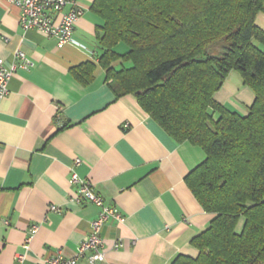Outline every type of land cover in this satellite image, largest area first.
Here are the masks:
<instances>
[{
  "label": "crops",
  "instance_id": "1",
  "mask_svg": "<svg viewBox=\"0 0 264 264\" xmlns=\"http://www.w3.org/2000/svg\"><path fill=\"white\" fill-rule=\"evenodd\" d=\"M76 2L82 9L72 33L78 45L61 47L35 29L24 32L18 9L0 4V59L12 64L15 51H21L34 63L12 74L9 92L0 99V264H34L57 252L73 257L99 209L72 201L71 171L125 218L124 223L109 219L102 227L105 258L99 264L195 259L199 252L191 240L214 214L201 208L185 177L205 154L170 137L133 95L116 97L99 61L103 20L90 8L94 0ZM255 22L264 30V11ZM116 51L126 47L120 44ZM83 65L92 66L87 85L72 75ZM111 67L118 71L129 63L117 60ZM253 93L230 71L214 99L245 116ZM242 225L240 219L237 233ZM32 226L36 231L25 260L17 263ZM77 264L88 263L82 258Z\"/></svg>",
  "mask_w": 264,
  "mask_h": 264
},
{
  "label": "trees",
  "instance_id": "2",
  "mask_svg": "<svg viewBox=\"0 0 264 264\" xmlns=\"http://www.w3.org/2000/svg\"><path fill=\"white\" fill-rule=\"evenodd\" d=\"M90 8L103 20L99 61L116 97L133 95L170 137L205 154L185 183L213 219L191 240L197 258L171 264H264V30L255 22L264 0H94ZM117 60L129 67L114 70ZM91 71L72 75L87 85ZM230 71L254 92L245 116L214 99Z\"/></svg>",
  "mask_w": 264,
  "mask_h": 264
},
{
  "label": "built area",
  "instance_id": "3",
  "mask_svg": "<svg viewBox=\"0 0 264 264\" xmlns=\"http://www.w3.org/2000/svg\"><path fill=\"white\" fill-rule=\"evenodd\" d=\"M0 4L4 6H14L19 11V23L21 29L25 32L35 29L48 37H53L57 41V46L75 43L72 38L73 29L82 14V9L76 0H0ZM67 11H64V8ZM15 62L5 64L0 59V99L5 97L9 92V82L12 74L18 69L30 70L34 63L21 51H15ZM60 113L56 114L57 120L60 119ZM80 161L77 159L74 165H78ZM69 183L76 186V193L72 197V201L77 203H93L99 209L98 216L90 222L89 232L86 237L78 245L73 257H64L57 252L51 257H47L34 264H77L79 259L84 258L88 264H99L105 258L104 245L101 238V230L105 222L109 219L119 223H124L125 218L119 213L116 207L105 204L103 198L94 192L91 184L87 180H82L78 174L71 171ZM52 211L59 212L56 206L50 207ZM5 224H8L5 221ZM36 231V227L32 226L30 234L23 244L24 253L16 256V262L22 263L26 257L28 250V242L32 234ZM121 246V243H116Z\"/></svg>",
  "mask_w": 264,
  "mask_h": 264
},
{
  "label": "rangeland",
  "instance_id": "4",
  "mask_svg": "<svg viewBox=\"0 0 264 264\" xmlns=\"http://www.w3.org/2000/svg\"><path fill=\"white\" fill-rule=\"evenodd\" d=\"M215 118H216V116H215Z\"/></svg>",
  "mask_w": 264,
  "mask_h": 264
}]
</instances>
